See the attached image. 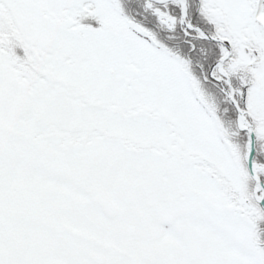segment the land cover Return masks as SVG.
<instances>
[{"label": "snow or ice", "instance_id": "6c2138e0", "mask_svg": "<svg viewBox=\"0 0 264 264\" xmlns=\"http://www.w3.org/2000/svg\"><path fill=\"white\" fill-rule=\"evenodd\" d=\"M0 264H264V0H0Z\"/></svg>", "mask_w": 264, "mask_h": 264}]
</instances>
